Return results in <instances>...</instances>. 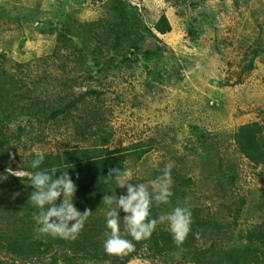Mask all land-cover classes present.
<instances>
[{"label":"rangeland","instance_id":"rangeland-1","mask_svg":"<svg viewBox=\"0 0 264 264\" xmlns=\"http://www.w3.org/2000/svg\"><path fill=\"white\" fill-rule=\"evenodd\" d=\"M122 11L131 35L147 36L140 51L126 38L103 41ZM162 15L170 24L166 33L155 30ZM58 34L68 42L64 48L57 47ZM155 47L156 55H144ZM0 68L8 74L0 81H8L13 95L29 92L39 99L45 92L46 110L70 81V98L83 94L88 110L102 111L96 124L88 122L92 116L81 111L82 103L53 119L0 118L6 135L0 138V247L17 241L27 257L10 254L0 264H163L154 243L125 235L123 210L121 235L134 250L105 252L106 237L97 234L105 226L92 223L106 225L108 206L90 211L79 245L70 249L64 244L70 240L35 231L38 209L26 179L34 174L26 168L32 149L62 154L67 147L91 146L123 150L131 183L149 191L171 164L174 196L167 204L153 202L149 219L186 207L192 213L189 236L205 253L211 248L223 264L247 256L248 264H264V163L252 164L234 140L240 125L264 123V0H0ZM12 102L25 101L20 95ZM73 203L77 208L75 196ZM197 217L203 226L194 225ZM155 230L169 232L160 223ZM179 260L169 253L167 264H194Z\"/></svg>","mask_w":264,"mask_h":264},{"label":"trees","instance_id":"trees-1","mask_svg":"<svg viewBox=\"0 0 264 264\" xmlns=\"http://www.w3.org/2000/svg\"><path fill=\"white\" fill-rule=\"evenodd\" d=\"M121 20H117L113 26L108 29V32L104 34L103 41L107 45H112L115 40L127 39L132 42L133 48L136 51L141 50V43L145 41L146 37L144 33L135 32L134 36H132V31L134 28L127 25V16L122 11L120 17ZM127 20V22H125ZM105 26V25H101ZM155 30L160 33H166L170 30V24L165 15H162L160 19L155 24ZM154 36V34H153ZM63 34H58L57 41L58 46L65 47L68 42L64 41ZM61 43V44H60ZM60 49V48H59ZM158 48H149L144 53L147 55H156ZM81 58V57H80ZM0 77H7L8 74L4 68H0ZM13 76V75H10ZM8 81H0V118L6 117L8 120H16L19 116L27 115L28 117H47L48 119H53L59 113L65 110H68L70 107H74L77 104L82 103L83 113L86 112L88 117H90L88 122H92L91 124L100 123L99 120L102 118V111L96 107H90L88 110L84 105L85 101L81 102V97L83 94L78 96H74L70 98V93H72V89L70 93L68 91L72 86H69L70 82H63L62 91H65V95L58 98L55 103L49 104V108L46 110L44 108V104H46L47 98L45 97V92L41 94L38 98L34 97V95H30V93H22L18 95H13L11 91L12 88H8L6 83ZM10 87L14 85L9 83ZM90 92V91H89ZM86 93V92H85ZM13 97L11 98V96ZM22 96L24 99V103L22 105H18L19 100L15 104L12 102L13 98L15 99L17 96ZM29 101L27 102V99ZM59 100V101H58ZM47 111H50V114L47 115ZM5 132L0 129V138H5ZM235 143L239 148L240 152L243 153L252 164L255 166L264 163V123L254 121L249 122L243 125H240L234 136ZM4 142H0L3 144ZM142 153V152H141ZM34 154L28 158V166L31 172L35 173L36 171L43 170L48 171L51 174V169L53 167H59L62 170H67L75 184L77 185V190L75 193V198L77 200V208L81 209V212H84L85 209L93 212L96 209H101L106 207L107 205L103 203L104 194H115L117 196L122 195L123 192H118V190L114 193V189L117 187L115 184V179L112 177H108V171L110 168L119 167L121 169L124 168L125 161L127 158V154L121 151H111L102 148L101 146H91V147H80V148H70L67 147L62 154H45V160L39 169H33L30 167V162L33 160ZM62 174V171H58L55 175L59 177ZM54 175V174H53ZM28 181H31L29 178H26ZM184 181L189 182L191 179L185 178ZM174 196V195H173ZM172 197V196H171ZM154 202V201H153ZM205 224L204 219L201 217H197L196 226H203ZM93 227L105 226L102 230L97 232L98 235H104L106 231V225L96 219L92 223ZM146 240V239H144ZM148 241H151L156 245L155 254L158 255L160 260L163 261V264H167L169 253H177L180 256V261L188 262L189 259L193 261L194 264H223L221 256H218L217 253H213L211 248L207 251L209 253H205V251L201 250L195 244V238H192L188 235L185 243L182 247L177 248L173 243L172 236L170 232L167 231H154L150 238H147ZM63 243V241H62ZM97 247L98 240L93 242ZM66 246L70 248L75 245H79L78 238L74 241L70 240L66 243ZM13 247L1 250L16 256L18 260L24 259L26 257L25 250L20 247L17 241L11 243ZM63 245V244H62ZM61 244L58 245V248L62 251L60 253L65 254L66 250L62 247ZM95 247V248H96ZM200 249V250H199ZM38 256V255H37ZM74 256H78L77 254ZM94 257L102 258L103 256L99 254H95ZM27 258V257H26ZM189 258V259H188ZM25 262L22 260V263ZM237 262V261H232ZM32 263V262H31ZM251 263L249 256L246 258L242 257L238 264ZM21 264V263H20Z\"/></svg>","mask_w":264,"mask_h":264},{"label":"clouds","instance_id":"clouds-1","mask_svg":"<svg viewBox=\"0 0 264 264\" xmlns=\"http://www.w3.org/2000/svg\"><path fill=\"white\" fill-rule=\"evenodd\" d=\"M32 152L35 158L31 160L30 167L39 169L45 160V153L38 148H33ZM171 168V164H166L160 170L161 174L151 184V191L149 186L143 183H131L133 175L131 170L119 167L109 169L107 176L115 179L116 188H126L127 194L117 196L114 189L115 194L103 196V203L110 209L106 214L104 233L106 239L103 244L108 255L123 256L134 250L132 241L121 235L119 214L121 210L125 213L124 233L131 236L133 240L150 238L157 224L160 223L167 225L175 246L177 248L183 246L191 232L192 213L188 208L176 206L170 213L160 215L158 219H149L153 201L157 206L167 204L173 195L170 190ZM58 171H62V174L56 177L55 174ZM29 179L34 186L29 200L38 209L33 214L35 231L52 238L72 241L77 239L90 215V210L80 212L73 203L77 185L68 171L53 167L51 174L48 171L39 170ZM61 197H63L62 202L57 203Z\"/></svg>","mask_w":264,"mask_h":264},{"label":"water","instance_id":"water-1","mask_svg":"<svg viewBox=\"0 0 264 264\" xmlns=\"http://www.w3.org/2000/svg\"><path fill=\"white\" fill-rule=\"evenodd\" d=\"M10 254L7 252L0 251V257L7 258ZM25 264H31V262L26 261ZM33 264H41L37 262L36 260L33 262Z\"/></svg>","mask_w":264,"mask_h":264},{"label":"flooded vegetation","instance_id":"flooded-vegetation-1","mask_svg":"<svg viewBox=\"0 0 264 264\" xmlns=\"http://www.w3.org/2000/svg\"><path fill=\"white\" fill-rule=\"evenodd\" d=\"M23 264H25V262H23ZM31 264H33V263H31Z\"/></svg>","mask_w":264,"mask_h":264}]
</instances>
